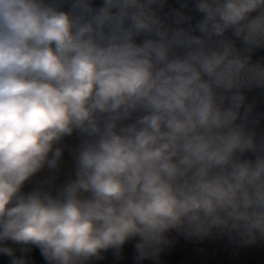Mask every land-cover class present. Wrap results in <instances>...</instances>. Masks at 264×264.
I'll use <instances>...</instances> for the list:
<instances>
[{
	"label": "clouds",
	"instance_id": "9594fccd",
	"mask_svg": "<svg viewBox=\"0 0 264 264\" xmlns=\"http://www.w3.org/2000/svg\"><path fill=\"white\" fill-rule=\"evenodd\" d=\"M259 50L264 0H0V264L264 240Z\"/></svg>",
	"mask_w": 264,
	"mask_h": 264
},
{
	"label": "water",
	"instance_id": "95a60500",
	"mask_svg": "<svg viewBox=\"0 0 264 264\" xmlns=\"http://www.w3.org/2000/svg\"><path fill=\"white\" fill-rule=\"evenodd\" d=\"M178 6V0H169V8ZM264 57V50L254 54V58ZM250 102L255 101V111L264 127V91L254 90L247 93ZM78 139L68 137L63 142L64 159L60 169L56 171L43 170L34 179L32 184L42 183L53 179L59 185L63 183L72 171V151ZM32 185H29L31 187ZM170 243L165 246L157 260L148 259L142 264H264V240L255 244H243L239 238L229 234L213 233L205 238L187 237L182 233L169 234ZM31 256L34 264H43L38 250H33ZM100 264H136L134 242L125 245V251L117 258L111 252L106 254L105 260Z\"/></svg>",
	"mask_w": 264,
	"mask_h": 264
}]
</instances>
